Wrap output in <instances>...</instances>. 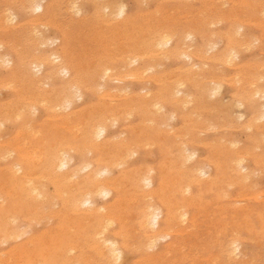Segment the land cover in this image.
Returning <instances> with one entry per match:
<instances>
[{"label": "rangeland", "instance_id": "1", "mask_svg": "<svg viewBox=\"0 0 264 264\" xmlns=\"http://www.w3.org/2000/svg\"><path fill=\"white\" fill-rule=\"evenodd\" d=\"M106 1L107 2L113 1L112 6L115 5L117 6V8L115 9V6H113V9H112V6H111L110 7L111 9L108 8L109 10L102 9L103 5L106 4L105 3ZM106 1L104 0H86V1L85 0H73V1L72 0H44L40 2L43 5V11L38 12L39 10H37L36 12H33V10L27 6V3L25 0H0V19H1V16L5 12L11 13L15 17V20L13 19L15 22L10 20V21H7L6 23L5 22L3 23L4 26H6L7 24L6 27H9L6 29H4V27L2 26L0 22V60H1L0 61V110H1L0 113H3L2 112L3 110L6 111L8 107H10L6 111L8 114L10 113L8 111L14 110L13 114L10 115L11 114L10 113L9 116L4 111L7 119L9 118L10 121H8L9 119L8 120L5 119V121L2 122L1 117L3 120L6 117L5 116L3 117L2 115L0 116V127H2L3 125L2 123L7 122L1 128L2 130L0 129L1 130L0 131V138H1L0 145H2L1 141L5 143V145L0 146V155L2 156V158L0 159L1 160L4 159L3 156L11 157V158L6 157L7 159L2 160L0 162V174L4 175V179H7L9 177L6 169H8L9 167L12 168L11 163L20 161L19 163L23 164V166L27 165L29 164L28 160L31 161L29 157H34L32 155L33 151L37 150L38 148L40 150L41 148H43L42 151L38 149L37 151H35L36 153L34 152L35 154H37L35 157L36 159H33L32 160L33 162L31 161L32 162L30 163L31 166L30 164L27 165L29 168L33 166V163H34V166L37 165L36 167L34 166L32 167L35 170L29 169L31 170L30 172L31 175H33L32 171L33 173L37 171L36 172L37 175L40 174V176L38 177L36 176L37 177L36 181L38 180V178H41V176L43 175L44 169H46V166H47V165H44V163H46V161H48V159L51 158V154L53 153V150H55L54 152H57L59 150H64V151L66 150L65 153H67V156L69 155L71 159L73 158L72 162L68 159V161L70 162L69 163L70 165L68 166L69 173L70 172L73 173V171L77 169L79 170L77 171L78 172L77 177L78 176L79 177L78 178L73 177L71 178V180L69 179L70 181L68 182L69 185L70 184L75 185L76 181L78 182L80 179L85 178L87 176V171L81 170L84 163L85 164L90 163L92 164L91 166L95 168L96 167L95 159L102 156L101 158L105 160V163L107 161L106 159L113 157L114 163L116 164V161H117V164H119L118 161L120 160H118L117 159L118 157H116L117 155L116 148L118 147L120 148V146H124V145L129 146L130 149L132 148L130 150L132 151L131 152L132 154H130L128 157L121 158L124 160H126V158L128 159L127 160L128 162L124 161L125 165L123 164L121 166L116 167V165L114 164L115 167L112 168V166L114 165L111 166V170H110L111 172L109 171L110 173H107L106 175H102V178H111V179L118 178L119 179L121 178V173L122 174L128 173L126 179L122 177L123 181L121 182V188L118 190L119 192L116 189V191L110 192L108 197H103V198L102 196L95 197V206L97 208H100L102 206L104 210L106 209L105 212L103 211L100 212V214L104 215L107 218V220L102 219L103 220V222L101 223L102 226L101 225H97V226L85 225L84 227L83 226L84 221L81 222L79 221V219H77V215L80 213L77 212L74 214L72 211H69L68 208H65L63 206L62 200H63L64 193H62V196H61V192L59 193V195L58 193L56 194V190L54 186H52L51 183H48V181L44 182L47 194L45 195L46 197H43L41 199H43L44 202L46 201L48 202V199L50 200V197H47V196H51L50 202L49 203L46 202L44 204L43 200H40V198H38L37 199L38 202L40 200L42 201V203L40 202L38 207L36 206V208H38L37 210H34L35 207H33L34 211L31 210L32 212L31 214H29L30 215L29 217L28 215L24 216L27 213L26 211L22 216L10 217L8 219L9 224L15 220L13 222L14 223L13 227L16 228L14 230L15 231L17 230V231L16 232L14 231V233H16L17 235L15 234V240L11 239L9 240V242L7 241L6 243L4 241L0 242V251H2V253L0 252L1 253L0 254V264H8L10 261H11L10 264L12 263L20 264V262L21 264H67L69 262H71V264H98V263L99 264L101 263L103 264L112 263L113 264V262H110L107 259H103L99 257L98 255H96V253L93 250L94 247L92 248V246L95 245L96 243H101V240L103 239H109L111 241L113 240L112 241L113 243L116 242L117 248H119V250L122 253L121 254L122 257L118 261V264L119 263L120 264H264V226H263L264 225V143H261V142H264V118H260L261 113L264 112V106H262L264 105V97H263L264 92H262L264 91V11H263L264 10V4H263L264 0H255V1L254 0H242V1L241 0H179V1L178 0H106ZM116 1H117V4L115 3ZM119 8L120 9L122 8L121 10L124 9L122 13H125V14L122 15V13H119L120 11L117 12L118 10H120ZM103 10L105 11L103 12ZM111 10L112 11L115 10V12L113 13ZM107 11H110V12H107ZM112 14H115V15L111 16ZM126 15L128 19L125 18ZM142 18L144 20H142ZM122 21L124 24L122 23ZM11 22L13 26L10 24ZM125 22H126V25L128 26V31L124 30L127 28V26L126 28L124 26ZM32 23H36V24H32ZM130 23L131 24L133 23V26H131ZM118 24L122 27H120ZM212 24L214 25L212 26ZM65 26H67V28ZM105 27L108 29H106ZM132 27L135 33L132 32L133 31ZM122 28L124 31L122 30ZM144 28H146L147 30L146 29L144 30ZM149 28H152V30L151 29L149 30ZM154 28L156 30L153 31ZM116 30L117 32L119 30L120 31L117 33ZM167 30H168V33L166 32ZM234 31L236 32L235 33L236 35H234ZM237 31H238V34H237ZM121 32L123 34H121ZM132 33L134 34L132 35ZM119 34L121 35L119 36ZM164 34L167 37L170 36L171 38L172 37L174 38H172L170 44L167 47H165V49L167 50L163 48H162L163 50H159L155 42L156 40H158L159 36H162ZM187 34L191 36L187 37ZM128 35L130 36V38ZM142 35H144L145 37ZM210 35L213 38L210 37ZM121 36H123L122 37L123 39L121 38ZM214 36H216V38ZM94 37L97 40H95ZM124 37H126V39ZM17 38L19 39V41ZM13 40H16L17 42ZM103 40L104 41L107 40V41L104 42ZM250 41L252 44H250ZM7 42L8 44H6ZM136 42H138V44ZM41 43H42V46H41ZM139 43H140V47H139ZM136 44L138 47L135 46ZM16 45L18 46L15 49ZM212 45L213 46L216 45V46L213 47ZM110 46H113V47H110ZM124 46H127L125 48L126 49L128 48V49L126 50L125 48H123ZM129 47L131 49H129ZM134 47L136 49H132ZM106 48L110 49L109 51H111L112 53H110L108 50L107 52L109 53H107ZM229 48L233 49L232 52L230 49L231 53H233V51L235 55L238 53L236 55V58H233L234 60L231 59L233 62L232 61L229 62L227 61V59L225 60L226 57H224L228 53H230L228 52L226 54ZM40 49H41V53H39ZM211 49H213L214 51L213 50L211 51ZM53 50L55 54L58 53L56 55L61 58H59L58 62L54 61L55 62L54 63L52 61L51 65L56 68L61 67V66H66V67L71 68L69 77L68 75H64V74H61L60 76L58 75V77H56V79L59 78L60 81L59 79L56 80L54 78L49 77L52 72L51 69L43 73L41 69L39 68L35 69L34 66L29 64L31 60H36L40 62L44 52L49 54ZM184 51L185 53L189 52L187 54H191V56H193V58H191L192 60L185 58L183 55L182 57L179 56L180 54L178 53H182ZM204 51L205 53H202ZM147 52L148 53L151 52L153 56H151L152 54L150 53L148 54ZM101 53H103L104 55H102ZM144 53L146 56L147 55L148 56L144 57ZM24 54H26L27 56ZM197 54L198 56L196 58ZM22 55L23 57L24 56L26 57L22 58ZM98 56H100L101 58L100 57L98 58ZM113 56L114 58H112V61H110L111 60L110 57H113ZM132 56L139 57L140 59L139 58L135 59ZM96 57L98 58V61ZM128 58L130 59L131 62L132 61L133 62L131 63L127 61ZM223 58H224V61H223ZM21 61L25 62V66L23 67V69L19 68V66L21 65L20 64ZM90 62L92 63L91 65H89ZM95 62L96 63L98 62V63L95 65ZM152 62L154 64H152ZM85 63L89 66L86 68V70H85L86 65H84ZM92 65H95V66H92ZM109 65L111 66V68ZM122 65L123 66L125 65L124 68ZM117 67L118 69H120L121 67L124 70L121 69L122 71L119 70V72L117 71V73L116 71L109 72L114 69L118 70ZM149 67H151V69ZM153 67H154V70H153ZM13 68L21 69L25 71L26 73L29 72L30 76L34 77L32 79L41 80V82H39L38 84V89L39 91L42 90L44 92H50L56 87L60 88V84L63 82V80L64 81L70 80L71 78H73V76H75V74L79 73L77 75L78 77H80V79H82L81 80L82 82L81 81L78 82V84L81 83V86L79 85L80 92L78 93L81 97H79L77 91H76L77 93L76 94L75 90H73L74 93L73 92H72L73 94L71 93L70 99L74 103L72 104L70 102L71 101L70 99H69L70 103L62 101V103L64 102L63 104H60L62 108L55 106V104L59 105V103H61L60 101H58V103H56V101L55 102L52 101L51 103L50 102L48 103L47 101H45L46 104L48 103L47 105L45 104L44 101H39V102L32 101L31 102V100H33L32 94L35 91L37 92V89H33L27 83V80H25L24 77L22 78L21 76L16 75V72L13 70ZM147 68L149 71L147 70ZM197 68L201 69L202 71ZM76 69L78 71H75ZM106 69L108 71V73L105 75L107 79L102 75V73L104 74ZM209 70H212V71H209ZM220 70L222 73L220 72ZM89 71H91L90 75H89ZM130 72L133 73V75ZM196 73H197V76L198 75L199 76L197 77V81L195 80L193 81L192 79H190V77H192V75L196 76ZM107 75H109V77ZM102 76H103V79L105 80L101 78ZM46 78L48 79L46 80ZM256 78H257V81H255ZM10 79H11V82H10ZM131 79H134V81ZM176 80L178 81V83L176 82ZM102 81L104 82V84ZM119 81L121 83H119ZM46 82L47 84H45ZM147 82L149 83L147 84ZM235 82H237L238 85H236L237 83L235 84ZM14 83L16 85H14ZM3 84H6V85H3ZM17 84L19 87H17ZM7 85H9V87ZM25 85L27 88L29 87V89L25 88ZM12 87H14L15 90H11L13 89ZM15 87H17L18 89L20 88L21 92L23 90L24 93L23 92H22L23 94L20 93L19 90L16 91ZM260 87L261 88L263 87V88L261 89ZM170 88H171L170 94H173V93L175 94L169 95L168 94L169 91H168L167 92L168 95L166 94L164 95V93H166V90ZM215 88H218L216 92H214ZM26 89L28 90L29 93L25 91ZM257 91H259L258 94H257ZM25 92H26V96H25ZM27 95L28 96L30 95V97H28ZM23 96L25 98H23ZM150 96H153V97L151 98ZM182 97L185 100L184 99L182 100ZM27 98L29 100H27ZM112 98L114 100H112ZM115 98L117 100H115ZM146 98H147V100H145L146 102H150L153 104L155 102L159 103L158 104L159 107L162 106L161 109L158 110L154 106H153L154 108H152L151 106L150 109H146L144 107L139 106L138 104L144 102V99ZM207 99L209 100L207 101ZM9 101L11 103H9ZM25 101H28L30 103H27ZM33 102L35 104L33 105L35 108H32L33 106L31 104H33ZM36 102L39 105H37ZM25 103H26L25 107L27 109L23 107ZM21 104H23V106H21ZM27 104L28 105L30 104V107L31 106L32 107L31 108L28 107ZM42 104H45V105L43 106ZM16 105L19 107L15 108L17 107ZM63 106L65 108H63ZM104 106H106L107 109L105 108L104 110L103 109ZM234 106L236 107V109H233L235 108ZM2 107H5V108L7 107V108L2 109ZM20 108L22 109V111L19 110ZM28 108L30 109V112H27V110L29 111ZM93 108L95 109L97 108L99 110L97 111L96 109L97 111L96 112L95 110H93ZM16 109L19 110L18 112L21 111L18 114L19 117L16 116L17 115ZM24 109H26L25 112H24ZM31 109L33 110L31 111ZM152 109L155 111H152ZM103 110L104 112H100ZM92 111L94 114L96 113L97 114L93 115ZM22 113L23 115L21 118L22 119L25 118V119L18 122L17 119L19 120L21 119L20 116ZM24 113L25 114L27 113L29 116L31 113L30 119L32 120V122L31 120L29 121L31 123L27 122L29 120L27 118L28 115L26 114L27 115L26 116ZM5 114L3 113V115ZM126 114L128 115L125 116ZM73 115H75L74 118H72ZM196 115L197 116L199 115V116L197 117ZM11 116L13 117L11 118ZM172 117L174 120L172 119ZM85 118H87L85 120L86 123L82 121V119H85ZM116 118H118L117 119L118 121L116 120ZM152 118H155V120L154 119L152 120ZM124 119L127 121H125ZM11 120H12V124H9L11 123ZM70 120H71V123L69 124ZM238 120L240 122H238ZM14 121L15 123H13ZM80 121H82L83 126L80 124L81 123ZM143 121H145L144 124H143ZM26 122L30 126H28ZM44 122H46V124ZM94 122H101L103 126H107L104 136H102L100 140L94 139L95 144H97V146L98 145L104 146V147L102 146L100 147L102 151L101 156L98 154L91 155V153L89 154L87 153L86 150H84L85 147L82 148V146L89 145L86 143L88 127ZM109 122L111 125L109 124ZM83 123L86 124V126ZM164 124H167L168 126ZM231 124H233L232 125L233 128L230 126ZM23 125H25L26 127L28 126V127L27 128L25 126L23 127ZM157 125L158 126L161 125L159 126L161 129ZM169 125H172V126H169ZM29 127H32V130ZM20 128L22 132L20 131ZM56 128H57V132H56ZM82 129L84 130V133H82V135L83 134L84 135L82 138H80L81 137L80 133L81 131L83 132ZM33 130L34 131L37 130L36 132L37 135L36 133L33 132L35 136L31 137L30 134L33 135L31 132ZM38 130L39 132L41 131L42 135L41 133L38 132ZM58 131H61V132H59L58 134ZM165 131L167 132V134ZM77 132L79 133L80 137L78 136ZM123 133H124V136H123ZM22 134L26 135V137L22 136ZM143 134L144 136H142ZM175 134H176V137L174 138ZM38 135H39L38 137L39 141H37ZM75 135H77V137ZM226 135L230 139L227 138ZM19 136H21V138L24 137L26 140H24V138H22L23 140H21ZM73 136H75L74 137L75 139L72 138ZM62 137L63 139L66 137L65 138L66 141L64 140L60 141L62 140ZM124 137L126 140L124 139ZM27 139H28V142L30 141L32 145L27 142ZM42 140H44V142ZM57 140H59V143ZM40 141L42 142V144ZM56 141L58 144H54V142ZM227 141L228 142L230 141V142L228 143ZM23 142L25 144H23ZM120 142L122 144H120ZM6 143L8 144L7 146H6ZM16 143L18 145H16ZM50 143L54 144L55 146L54 145H53L54 147L52 145L50 146ZM183 143H184V146H183ZM21 144L23 145L21 146ZM28 144L30 145L26 147ZM148 145L150 146V149ZM34 146L35 148L36 147L37 148L35 149ZM3 147L6 148L5 149L6 152L10 150L11 154L7 152L8 155L7 154L5 155L6 152L3 151L4 150ZM1 148L3 152L1 151ZM32 148H33V151L31 150ZM49 148H52L50 149L51 151L49 150ZM256 148L257 149L259 148V149L257 150ZM106 149L108 152L107 151L105 152ZM68 150L70 151V153ZM186 150H187L186 153L188 154L194 153L195 159L189 162L185 161L187 162L185 164L184 162L185 158L183 159V157H185ZM72 151L74 153H72ZM37 152H41L40 153L41 157L38 156L39 153ZM182 152L185 154H182ZM42 153H45V154H42ZM42 155H44V157L46 158L42 157ZM131 155H133V157ZM67 156L66 158H68ZM39 157L42 158L40 160L41 161L40 164L38 162L39 159L38 161H36L37 158ZM239 162L241 163L240 165L241 167H239ZM194 165L197 166L196 168H199V169L202 166L205 167V168L202 167L200 169L203 171L202 176L199 175L201 178L198 176L200 180L202 181L208 182L209 180H211V178H215L217 175H221V177L223 178L220 181V185L217 187L208 189V187L206 186L196 185V184L194 185V183L192 182L190 183V178L188 177V173L191 172V169L194 168ZM162 166L164 168H162ZM235 166H237L239 169L236 168ZM98 167L100 170L105 169L104 166L102 165H99ZM142 170L143 171L149 170L151 171V173L153 172L152 174L150 173L153 178V185L150 186L149 188L148 187L143 188L142 185H141L142 187L140 185L137 187L135 184H133L131 180H129V174H131L129 172L138 171L142 173ZM55 171L57 172V174L63 172V171H58V170H55ZM162 171L164 173H162ZM36 173H34L33 179H35ZM17 175H22V172H19V173L16 172V176ZM237 175L241 176L242 179L240 177H237ZM244 175L247 176L246 179ZM228 183H231V184H228ZM161 184L162 186L163 185L165 186V187L163 186V189L161 188L162 186L160 187ZM188 185H189V189H187ZM258 186L259 188H257ZM164 188L166 192L169 189V191L166 194H165ZM156 189L157 191L161 189L164 190L163 192L164 194L162 193V191H160L159 192L160 194L157 192L159 196L157 195L155 196L154 194L156 193H154L153 190L156 191ZM181 189H183L182 192H181ZM186 189H187L186 191L187 193L185 192ZM150 190H152L151 193H154V194L150 195ZM179 191L181 194L179 193ZM136 192L137 194H134ZM260 192L263 194H261ZM148 193L150 196H148ZM198 193L199 195H197ZM246 197L248 198L250 197V198L247 199ZM189 198L192 199V201ZM162 199L164 202H162ZM0 200H1L0 204H2L3 199L0 198ZM136 201L138 202L136 203ZM161 202L165 204H162ZM144 203L145 204L150 203L153 206L155 205L154 206L155 208L158 207L162 211L161 218H160V221L162 223L160 225L159 232L156 234L157 236V240L155 241L156 243L152 241L154 242L152 243V245L155 246L154 248L151 247L152 249L149 246H147L146 248V245H149V244L147 242V239L145 238L144 229L140 227L141 226L140 224L141 223L140 221L141 211H143L142 206L145 205ZM113 206L115 207L113 208ZM83 209L86 210L87 207H83V208L81 207V210ZM68 211L71 213H69ZM175 211H178V213L179 212L186 213L187 222L181 223L179 220L174 221L173 223H175L176 225L173 223H172L173 227L171 225L172 227V230H170L171 237H166L168 230L164 229L163 221L166 218V215L168 213L175 214L176 213ZM107 213H108V216H107ZM59 215L62 216L61 219L60 217L58 218ZM34 216L36 218H34ZM30 217L32 218L31 220L29 219ZM63 218L65 220L67 218L68 221L67 220L64 221ZM73 221H74V224H73ZM105 221L106 222L108 221L107 222L108 224ZM122 221H124V223ZM43 222H47L48 224L43 223ZM32 223L33 224L35 223V224L32 225ZM222 223L224 225H221ZM103 224L105 225L104 227H103ZM56 228L58 230L60 229V231L62 232L65 231V229L66 231L63 232V234L61 232L62 237L60 236L59 237L60 239L55 237L57 240L56 242L52 241L53 242V245H52L49 238H51L52 240L53 237H49V236L54 234V232L57 230ZM81 228L82 230H80ZM103 228L105 229V231H102L104 230ZM182 229L183 231H181ZM246 229H249V230H246ZM99 231L104 232L103 233L105 235L104 238H102L103 235H101V237L99 236V238L96 239L97 237L96 233H98ZM165 231H166V234H165ZM221 231L222 233H220ZM66 234L68 235L66 236ZM149 234L150 235H147V236L152 235V233H149ZM18 235L20 236L18 237ZM35 236L36 238H39L40 240L38 239L35 242V245L32 248V250H35V253H33V255L30 254V256L32 257L29 259V252L32 251L30 249L32 246L31 244H29L28 246L27 241ZM256 236H258V238ZM232 242H236V244L238 245L237 256H235L236 258L229 255L228 253V248H229L228 246H230ZM133 243L137 246H134V248L133 247L130 248V246H133ZM257 243L260 245H258ZM18 247L23 248L22 252H19V250H17L18 252L16 256H18L20 260L16 256L12 257L11 254H9L15 249H17ZM135 248L136 250H132ZM42 249L46 251L44 252L42 251ZM25 250L28 251V254L27 252L24 253ZM20 254L22 255V257L25 256L23 257V260ZM34 254H38L37 258L39 260L37 258H33L35 257ZM25 258L28 260V262L26 260L24 263ZM32 258L34 259L33 261L31 260ZM8 259L10 261L4 262V261H7ZM73 260H75V263ZM30 261H32V263ZM40 261L41 263H38Z\"/></svg>", "mask_w": 264, "mask_h": 264}, {"label": "bare ground", "instance_id": "2", "mask_svg": "<svg viewBox=\"0 0 264 264\" xmlns=\"http://www.w3.org/2000/svg\"><path fill=\"white\" fill-rule=\"evenodd\" d=\"M26 1V3H27V6L30 8V9H32L33 10V12H36L37 10H39L38 12H42L43 11V5L40 3V2H42V1H44V0H25ZM73 1V0H72ZM86 1V0H85ZM104 1H106V0H104ZM179 1V0H178ZM242 1V0H241ZM255 1V0H254ZM38 2V3H37ZM70 2V1H69ZM119 2V1H118ZM165 2V1H164ZM187 2V1H186ZM223 2V1H222ZM54 3V2H53ZM92 3V2H91ZM95 3V2H94ZM102 3V2H101ZM106 4L105 5H103V8L102 9H105V10H109V9H111L110 7L112 6V4H113V1H106L105 2ZM116 4H117V1L115 2ZM114 3V4H115ZM137 3V2H136ZM145 3V2H144ZM147 3V2H146ZM262 3V2H261ZM57 4V3H56ZM55 4V5H56ZM75 4V3H74ZM73 4V5H74ZM138 4H139V2H138ZM143 4V3H142ZM227 4V3H226ZM264 4V3H263ZM263 4H262V6H263ZM69 5H70V3H69ZM69 5H67V6H69ZM99 5V4H98ZM102 5V4H101ZM120 5V4H119ZM124 5V4H123ZM146 5V4H145ZM171 5V4H170ZM224 5V4H223ZM246 5V4H245ZM72 6V5H71ZM113 6H115V5H113ZM113 6H112V9H113ZM147 6V5H146ZM261 6V7H262ZM73 7V6H72ZM185 7V6H184ZM221 7H222V5H221ZM220 7V8H221ZM256 7V6H255ZM71 8V7H70ZM101 8V7H100ZM109 8V9H108ZM117 8V6H115V9ZM123 8H124V6H123ZM126 8V7H125ZM146 8V7H145ZM187 8V7H186ZM75 9V8H74ZM120 9V8H119ZM122 9V8H121ZM118 10L117 12H119V13H122L123 12V10ZM215 9V8H214ZM71 10V9H70ZM81 10V9H80ZM85 10V9H84ZM105 10H103V12L105 11ZM147 10V9H146ZM173 10V9H172ZM175 10V9H174ZM183 10V9H182ZM239 10V9H238ZM7 11V10H6ZM112 11V10H111ZM180 11V10H179ZM203 11V10H202ZM223 11V10H222ZM240 11V10H239ZM264 11V10H263ZM37 12V13H38ZM107 12H110V11H107ZM113 13L115 12V10L114 11H112ZM116 12V13H117ZM27 13V12H26ZM115 13V14H116ZM171 13V12H170ZM200 13V12H199ZM202 13V12H201ZM85 14V13H84ZM97 14V13H96ZM115 14H112L111 16H114ZM123 14H125V13H122V15ZM147 14V13H146ZM145 14V15H146ZM153 14V13H152ZM242 14V13H241ZM82 15V14H81ZM98 15V14H97ZM100 15V14H99ZM109 15V14H108ZM119 15H121V14H119ZM151 15V14H150ZM149 15V16H150ZM158 15V14H157ZM173 15V14H172ZM230 15V14H229ZM77 16V15H76ZM89 16V15H88ZM118 16V15H117ZM136 16V15H135ZM140 16V15H139ZM155 16V15H154ZM198 16V15H197ZM128 17H129V15H128ZM200 17H202V16H200ZM125 18H127V15L125 16ZM155 18V17H154ZM3 19V20H2ZM15 20V17L11 14V13H4L2 16H1V19H0V22H1V24H2V26L4 27V29H6V28H9V27H6L7 26V24H6V26H4L3 25V23L5 22H7V21H10V20H12L13 22H15L14 20ZM124 19V18H123ZM122 19V20H123ZM128 19V18H127ZM130 19H131V17H130ZM148 19V18H147ZM150 19V18H149ZM219 19V18H218ZM36 20V19H35ZM34 20V21H35ZM83 20V19H82ZM119 20V19H118ZM139 20V19H138ZM142 20H144L143 18H142ZM164 20V19H163ZM226 20V19H225ZM246 20V19H245ZM44 21V20H43ZM86 21V20H85ZM124 21V20H123ZM123 21H122V23H123ZM127 21V20H126ZM130 21V20H129ZM128 21V22H129ZM146 21V20H145ZM241 21V20H240ZM94 22V21H93ZM120 22V21H119ZM119 22H117V23H119ZM127 22V23H128ZM136 22V21H135ZM135 22H134V24H135ZM174 22V21H173ZM216 22V21H215ZM244 22V21H243ZM247 22H249V21H247ZM246 22V23H247ZM42 23V22H41ZM40 23V24H41ZM9 24V23H8ZM11 25H12V22L10 23ZM9 24V25H10ZM24 24V23H23ZM30 24V23H29ZM32 24H36V23H32ZM31 24V25H32ZM38 24V23H37ZM56 24V23H55ZM124 24V23H123ZM131 24V23H130ZM129 24V25H130ZM142 24V23H141ZM152 24V23H151ZM216 24V23H215ZM219 24V23H218ZM217 24V25H218ZM8 25V26H9ZM19 25H21V24H19ZM58 25V24H57ZM81 25V24H80ZM119 25V24H118ZM122 25V24H121ZM139 25V24H138ZM138 25H136V26H138ZM144 25V24H143ZM214 24H212V26H213ZM220 25H221V23H220ZM13 26V25H12ZM42 26V25H41ZM43 26H45V25H43ZM52 26H54V25H52ZM93 26V25H92ZM96 26V25H95ZM102 26V25H101ZM120 26V25H119ZM125 28H126V22H125ZM131 26H133V23L131 24ZM254 26H255V24H254ZM257 26V25H256ZM11 27V26H10ZM66 28H67V26H65ZM91 27V26H90ZM120 27H122V26H120ZM130 27V26H129ZM149 27V26H148ZM156 27V26H155ZM205 27V26H204ZM204 27H202V28H204ZM207 27V26H206ZM210 27V26H209ZM239 27V26H238ZM64 28V27H63ZM93 28V27H92ZM106 28V27H105ZM116 28H117V26H116ZM211 28V27H210ZM13 29V28H12ZM106 29H108V28H106ZM118 29H119V27H118ZM132 29H133V27H132ZM136 29V28H135ZM140 29H142V28H140ZM146 28H144V30H145ZM152 30V28H149V30ZM215 29V28H214ZM241 29V28H240ZM245 29V28H244ZM79 30V29H78ZM101 30V29H100ZM121 30V29H120ZM119 30V31H120ZM122 30H123V28H122ZM124 30H126V31H128V26H127V28L126 29H124ZM123 30V31H124ZM147 30V29H146ZM154 30H156L155 28L153 29V31ZM8 31H9V29H8ZM35 31V30H34ZM81 31H83V30H81ZM118 31V32H119ZM130 31V30H129ZM188 31V30H187ZM241 31V30H240ZM46 32V31H45ZM116 32H117V30H116ZM117 32V33H118ZM131 32V31H130ZM132 32H134L135 33V31H134V29H133V31ZM141 32V31H140ZM152 32V31H151ZM167 33H168V30L166 31ZM91 33V32H90ZM134 33H132V35L134 34ZM139 33V32H138ZM142 33V32H141ZM145 33V32H144ZM165 33V32H164ZM171 33V32H170ZM236 32L234 31V35H236L235 34ZM242 33V32H241ZM36 34H38V33H36ZM45 34V33H44ZM80 34V33H79ZM89 34V33H88ZM109 34V33H108ZM121 34H123L122 32H121ZM121 34H119V36L121 35ZM128 34V33H127ZM129 34H131V33H129ZM146 34H148V33H146ZM172 34V33H171ZM175 34V33H174ZM237 34H238V31H237ZM98 35V34H97ZM117 35V34H116ZM137 35V34H136ZM173 35V34H172ZM227 35V34H226ZM96 36V35H95ZM124 36H126V35H124ZM129 36V35H128ZM141 36V35H140ZM142 36H144V35H142ZM163 36V37H162ZM162 36H159L158 37V40H156V42H155V44H156V46L159 48V50H163V49H165V47H167L169 44H170V42H171V40H172V38H174V37H170V36H165V34L164 35H162ZM191 35H188L187 34V37H190ZM102 37V36H101ZM108 37V36H107ZM123 36H121V38H122ZM133 37V36H132ZM136 37V36H135ZM145 37V36H144ZM170 37V38H169ZM184 37V36H183ZM210 37H212L211 35H210ZM215 38H216V36H214ZM12 38V37H11ZM31 38H32V36H31ZM30 38V39H31ZM78 38V37H77ZM125 39H126V37H124ZM129 38H130V36H129ZM176 38V37H175ZM213 38V37H212ZM230 38H232V37H230ZM242 38V37H241ZM252 38V37H251ZM250 38V39H251ZM13 39V38H12ZM16 39V38H15ZM18 39V38H17ZM42 39V38H41ZM94 39L95 40H97L95 37H94ZM106 39V38H105ZM120 39V38H119ZM123 39V38H122ZM137 39H139V38H137ZM142 39H143V37H142ZM255 39V38H254ZM32 40V39H31ZM49 40V39H48ZM75 40V39H74ZM174 40V39H173ZM214 40H216V39H214ZM13 41H15V42H17L16 40H13ZM18 41H19V39H18ZM50 41V40H49ZM104 41V40H103ZM105 41H107V40H105ZM104 41V42H105ZM109 41V40H108ZM121 41V40H120ZM128 41H129V39H128ZM138 41V40H137ZM236 41V40H235ZM252 41H253V39H252ZM2 42H4V41H2ZM37 42V41H36ZM143 42V41H142ZM179 42V41H178ZM254 42H255V40H254ZM50 43V42H49ZM128 43H130V42H128ZM127 43V44H128ZM137 44H138V42H136ZM141 43V42H140ZM140 43H139V47H140ZM212 43V42H211ZM217 43V42H216ZM235 43V42H234ZM242 43V42H241ZM6 44H8V42L6 43ZM43 44H45V43H43ZM48 44V43H47ZM86 44V43H85ZM105 44V43H104ZM103 44V45H104ZM107 44V43H106ZM137 44L135 45L136 47H138L137 46ZM154 44V45H155ZM173 44H174V42H173ZM248 44H249V42H248ZM250 44H252L251 43V41H250ZM256 44V43H255ZM11 45V44H10ZM36 45V44H35ZM37 45H38V43H37ZM102 45V44H101ZM125 45V44H124ZM134 45V44H133ZM145 45V44H144ZM211 45V44H210ZM245 45V44H244ZM258 45V44H257ZM18 45H16L15 46V49H16V47H17ZM41 46H42V43H41ZM114 46V45H113ZM113 46H110V47H113ZM208 46V45H207ZM213 46V45H212ZM214 46H216V45H214ZM213 46V47H214ZM233 46V45H232ZM246 46H248V45H246ZM115 47V46H114ZM122 47V46H121ZM125 47H127V46H124L123 48H125ZM145 47V46H144ZM154 47V46H153ZM211 47V46H210ZM19 48V47H18ZM48 48V47H47ZM122 48V49H123ZM163 48V49H162ZM243 48V47H242ZM247 48V47H246ZM249 48V47H248ZM256 48V47H255ZM43 49H45V48H43ZM114 49V48H113ZM126 49V48H125ZM125 49H124V51H125ZM128 49V48H127ZM126 49V50H127ZM129 49H131L130 47H129ZM132 49H136L135 47L134 48H132ZM142 49V48H141ZM140 49V50H141ZM145 49V48H144ZM215 49H216V47H215ZM230 49H231V52H232V48H229L228 50H227V52H226V54L228 53V52H230ZM257 49V48H256ZM85 50V49H84ZM104 50H105V48H104ZM107 50L109 51L110 49H107L106 48V52H107ZM112 50V49H111ZM143 50V49H142ZM157 50V49H156ZM165 50H167V49H165ZM175 50V49H174ZM213 49H211V51H212ZM247 50V49H246ZM17 51H18V49H17ZM24 51V50H23ZM114 51V50H113ZM134 51V50H133ZM154 51V50H153ZM182 51V50H181ZM210 51V50H209ZM214 51V50H213ZM7 52V51H6ZM60 52V51H59ZM110 53H112L111 51H109ZM109 52H107V53H109ZM140 52V51H139ZM172 52V51H171ZM187 52V51H186ZM223 52H225V51H223ZM228 53L226 56H224V57H226L225 58V60L227 59V61H229V62H231L232 60L231 59H233V58H236V55L238 54L237 52V54L235 55L234 54V51H233V53ZM243 52V51H242ZM245 52V51H244ZM248 52H250V51H248ZM3 53V52H2ZM39 53H41V49H40V52ZM66 53H67V51H66ZM72 53V52H71ZM79 53V52H78ZM77 53V54H78ZM104 53V52H103ZM103 53H101L102 55H104ZM133 53V52H132ZM148 53V52H147ZM150 54H152L151 52H149ZM148 53V54H149ZM169 53V52H168ZM187 53H189V52H187ZM187 53H185V51L184 52H182V53H178V54H180L179 56L180 57H182V55L185 57V58H188V59H190V60H192L191 58H193V56H191V54H187ZM202 53H205V51L204 52H202ZM6 54V53H5ZM56 54H58V53H56ZM55 54V52H54V50L53 51H51L49 54L48 53H43V55H42V59L40 60V62H38V61H36V60H31L30 62H29V64L30 65H32V66H34L35 67V69L36 68H39V69H41L42 71H43V73L44 72H46V71H49L50 69H51V75L49 76L50 78H54V79H56V77H58V75L60 76L61 74H64V75H68V77H69V73H70V71H71V68H69V67H66V66H61V67H53L52 65H51V63H52V61L54 62H58L59 61V58H61V57H59V56H57ZM70 54V53H69ZM68 54V55H69ZM119 54V53H118ZM196 54V53H195ZM198 54H199V52H198ZM198 54L196 55V58H197V56H198ZM24 55H26V54H24ZM60 55V54H59ZM102 55H101V57H102ZM106 55V54H105ZM110 55H112V54H110ZM109 55V56H110ZM115 55V54H114ZM165 55V54H164ZM201 55H203V54H201ZM200 55V56H201ZM27 56V55H26ZM26 56H24V57H26ZM34 56V55H33ZM78 56H80V55H78ZM81 56H83V55H81ZM107 56H108V54H107ZM123 56V55H122ZM121 56V57H122ZM138 56H140V55H138ZM146 55H145V53H144V57H145ZM148 56V55H147ZM146 56V57H147ZM151 56H153V54L151 55ZM168 56V55H167ZM177 56V55H176ZM249 56V55H248ZM23 57V55H22V58H24ZM65 57V56H64ZM93 57V56H92ZM100 56H98V58H99ZM100 57V58H101ZM103 57H105V56H103ZM117 57V56H116ZM133 58H139V57H134V56H132ZM132 57H130V58H132ZM150 57V56H149ZM204 57H206V56H204ZM212 57V56H211ZM70 58H72V57H70ZM98 58L96 57V59H97V61H98ZM111 58V60L110 61H112V58H114V56L113 57H110ZM123 58V57H122ZM121 58V59H122ZM126 58V57H125ZM142 58V57H141ZM167 58V57H166ZM173 58V57H172ZM3 59V58H2ZM33 59V58H32ZM93 59H95V58H93ZM92 59V60H93ZM127 59V58H126ZM134 59V60H135ZM140 59V58H139ZM146 59H148V58H146ZM150 59H152V58H150ZM163 59V58H162ZM168 59V58H167ZM166 59V60H167ZM213 59V58H212ZM39 60V59H38ZM63 60V59H62ZM64 60H65V58H64ZM145 60V59H144ZM158 60V59H157ZM165 60V61H166ZM170 60V59H169ZM234 60V59H233ZM1 61V60H0ZM24 61V60H23ZM70 61V60H69ZM94 61V60H93ZM93 61H92V63H93ZM106 61H107V59H106ZM115 61V60H114ZM123 61H125V60H123ZM127 61H129V62H131L130 61V59L128 58V60ZM142 61V60H141ZM150 61V60H149ZM163 61V60H162ZM186 61V60H185ZM209 61V60H208ZM222 61V60H221ZM223 61H224V58H223ZM7 62V61H6ZM12 62V61H11ZM54 62V63H55ZM122 62V61H121ZM133 62V61H132ZM131 62V63H132ZM135 62V61H134ZM159 62V61H158ZM167 62V61H166ZM233 62V61H232ZM237 62V61H236ZM84 63V62H83ZM87 63H88V61H87ZM91 62L89 63V65H91L92 64ZM98 63V62H97ZM96 62H95V65L97 64ZM112 63V62H111ZM115 63V62H114ZM117 63V62H116ZM128 63V62H127ZM130 63V64H131ZM146 63V62H145ZM248 63V62H247ZM6 64V63H5ZM20 66H19V68H22L23 69V67L25 66V62H20ZM71 64V63H70ZM72 64H74V63H72ZM80 64V63H79ZM129 64V63H128ZM152 64H154L153 62H152ZM191 64V63H190ZM227 64V63H226ZM233 64V63H232ZM251 64V63H250ZM255 64V63H254ZM11 65V64H10ZM84 65H86V67H85V70H86V68L87 67H89L86 63L84 64ZM83 65V66H84ZM95 65H92V66H95ZM102 65H103V63H102ZM203 65V64H202ZM206 65H208V64H206ZM206 65H204V66H206ZM82 66V67H83ZM110 66V65H109ZM123 66V65H122ZM125 66V65H124ZM124 66H123V68H124ZM128 66V65H127ZM126 66V67H127ZM149 66V65H148ZM155 66H156V64H155ZM198 66V65H197ZM222 66V65H221ZM223 66H224V64H223ZM15 67V66H14ZM81 67V68H82ZM106 67V66H105ZM108 67V66H107ZM113 67V66H112ZM159 67V66H158ZM186 67V66H185ZM226 67V66H225ZM6 68V67H5ZM110 68H111V66H110ZM123 68H121L120 67V69H118V67H117V69L118 70H111V71H109V72H115L116 71V73H117V71L119 72V70H124ZM128 68V67H127ZM141 68V67H140ZM150 69H151V67H149ZM178 68V67H177ZM196 68V67H195ZM204 68H206V67H204ZM217 68V67H216ZM230 68H231V66H230ZM242 68V67H241ZM79 69V68H78ZM83 69V68H82ZM99 69V68H98ZM108 69V68H107ZM107 69H106V71L104 72V74L102 73V75L105 77V75L108 73V71H107ZM113 69V68H112ZM126 69V68H125ZM186 69V68H185ZM197 69H199V68H197ZM13 70L16 72V75H18V76H21L22 78L24 77L25 78V80H27V83L33 88V89H37V92L35 91L33 94H32V98H33V100H31V102L32 101H37V102H39V101H47L48 103L50 102H55L56 101V103H58V101H60L61 103H59V105H56L55 104V106H57V107H61V105L60 104H63L64 102H69L71 99H70V95H71V93L73 92V90H75V93H76V91H77V93L78 92H80V87H79V85L81 86V83L80 84H78V82L79 81H81L82 79H80V77H78V75L77 74H79V73H77V74H75V76H73V78H71L70 80H67V81H64L63 80V82L60 84V88L58 87H56V88H54L53 90H51L50 92H44V91H39V89H38V84H39V82H41V80H39V79H32V78H34V77H32V76H30V74H29V72L28 73H26L25 71H23V70H21V69H14L13 68ZM109 70V69H108ZM121 70V71H122ZM140 70V69H139ZM147 70H148V68H147ZM153 70H154V67H153ZM159 70H160V68H159ZM199 70H201V69H199ZM225 70H226V68H225ZM38 71H40V70H38ZM75 71H78L77 69L75 70ZM92 71H94V70H92ZM100 71V70H99ZM149 71V70H148ZM202 71V70H201ZM207 71V70H206ZM209 71H212V70H209ZM224 71V70H223ZM241 71H242V69H241ZM259 71V70H258ZM101 72V71H100ZM142 72V71H141ZM159 72V71H158ZM170 72V71H169ZM177 72V71H176ZM220 72H221V70H220ZM36 73H38V72H36ZM35 73V74H36ZM90 73H91V71H89V75H90ZM99 73V72H98ZM97 73V74H98ZM131 73V72H130ZM166 73V72H165ZM183 73V72H182ZM185 73V72H184ZM191 73V72H190ZM222 73V72H221ZM34 74V73H33ZM47 74H48V72H47ZM109 74H111V73H109ZM132 75H133V73H131ZM135 74V73H134ZM145 74V73H144ZM141 75V74H140ZM164 75H166V74H164ZM164 75H162V76H164ZM201 75V74H200ZM88 76V75H87ZM92 76H94V75H92ZM100 76V75H99ZM103 76L101 77L102 79H103ZM108 77H109V75H107ZM123 76H125V75H123ZM147 76V75H146ZM199 76V75H198ZM197 73H196V76L194 75H192V77H190V79H192L193 81L195 80V81H197ZM202 76V75H201ZM137 77V76H136ZM140 77V76H139ZM160 77H161V75H160ZM159 77V78H160ZM176 77V76H175ZM222 77V76H221ZM237 77V76H236ZM259 77H261V76H259ZM15 78V77H14ZM21 78V79H22ZM50 78H49V80H50ZM106 78V77H105ZM128 78V77H127ZM133 78V77H132ZM141 78V77H140ZM223 78V77H222ZM2 79V78H1ZM48 78H46V80H47ZM54 79H53V81H54ZM59 79V78H58ZM58 79H56V80H58ZM68 79V78H67ZM86 79V78H85ZM90 79H91V77H90ZM95 79V78H94ZM93 79V80H94ZM101 79V80H102ZM107 79V78H106ZM114 79H116V78H114ZM122 79V78H121ZM155 79V78H154ZM187 79V78H186ZM185 79V80H186ZM189 79V78H188ZM215 79V78H214ZM259 79V78H258ZM261 79V78H260ZM6 80V79H5ZM16 80H17V78H16ZM44 80H45V78H44ZM48 80V81H49ZM89 80V79H88ZM103 80H105V79H103ZM118 80H119V78H118ZM128 80V79H127ZM131 80H133L134 81V79H131ZM156 80V79H155ZM8 81V80H7ZM6 81V82H7ZM59 81H60V79H59ZM85 81V80H84ZM138 81V80H137ZM136 81V82H137ZM157 81V80H156ZM159 81V80H158ZM167 81H169V80H167ZM166 81V82H167ZM175 81V80H174ZM211 81V80H210ZM255 81H257V78H256V80ZM254 81V82H255ZM261 81V80H260ZM5 82V81H4ZM10 82H11V79H10ZM10 82H9V84H10ZM82 82V81H81ZM86 82V81H85ZM98 82V81H97ZM103 82V81H102ZM106 82V81H105ZM117 82V81H116ZM139 82V81H138ZM137 82V83H138ZM162 82H164V81H162ZM176 82L178 83V81L176 80ZM182 82H184V81H182ZM202 82V81H201ZM214 82V81H213ZM217 82V81H216ZM221 82V81H220ZM18 83V82H17ZM93 83V82H92ZM119 83H121L120 81H119ZM124 83V82H123ZM149 82H147V84H148ZM179 83H181V82H179ZM237 82H235V84H236ZM2 84V83H1ZM13 84V83H12ZM45 84H47V82L45 83ZM52 84V83H51ZM99 84V83H98ZM103 84H104V82H103ZM175 84V83H174ZM206 84H207V82H206ZM212 84V83H211ZM226 84V83H225ZM251 84V83H250ZM3 85H6V84H3ZM14 85H16L15 83H14ZM23 85V84H22ZM146 85V84H145ZM215 85V84H214ZM213 85V86H214ZM234 85V84H233ZM236 85H238V83L236 84ZM8 87H9V85H7ZM55 86H56V84H55ZM88 86V85H87ZM86 86V87H87ZM180 86V85H179ZM178 86V87H179ZM17 87H19L18 86V84H17ZM17 87H15L16 88V91L17 90H19L20 91V93H22L23 92V90H22V92H21V90H20V88L18 89ZM96 87V86H95ZM105 87V86H104ZM172 87V86H171ZM211 87V86H210ZM218 87V86H217ZM222 87V86H221ZM254 87V86H253ZM4 88H6V87H4ZM13 89H11V90H15L14 89V87H12ZM24 88V87H23ZM25 88H27L26 87V85H25ZM24 88V89H25ZM91 88H92V86H91ZM203 88V87H202ZM214 88V87H213ZM261 88V87H260ZM263 88V87H262ZM261 88V89H262ZM27 89H29V87L27 88ZM25 90V91H27V93H29L28 92V90ZM149 89V88H148ZM177 89V88H176ZM186 89V88H185ZM218 88H215V90H214V92H216V90H217ZM221 89V88H220ZM260 89V90H261ZM166 90V89H165ZM202 90V89H201ZM253 90H255V89H253ZM104 91V90H103ZM143 91H144V89H143ZM169 91V95H174L175 93H173V94H170V91H171V88L170 89H167L166 90V93H164V95L166 94V95H168L167 94V92ZM172 91H173V89H172ZM220 91V90H219ZM111 92H112V90H111ZM123 92V91H122ZM184 92V91H183ZM213 92V93H214ZM222 92V91H221ZM258 92L259 91H257V94H258ZM262 92H264V91H262ZM24 93V92H23ZM22 93V94H23ZM74 93V92H73ZM72 93V94H73ZM76 93V94H77ZM94 93V92H93ZM143 93V92H142ZM146 93V92H145ZM178 93V92H177ZM185 93H187V92H185ZM190 93V92H189ZM251 93V92H250ZM253 93V92H252ZM19 94V93H18ZM21 94V95H22ZM106 94V93H105ZM113 94H114V92H113ZM160 94V93H159ZM179 94V93H178ZM206 94V93H205ZM217 94V93H216ZM220 94V93H219ZM218 94V95H219ZM255 94V93H254ZM20 95V94H19ZM78 95H79V93H78ZM104 95V94H103ZM107 95V94H106ZM109 95V94H108ZM145 95V94H144ZM187 95V94H186ZM210 95V94H209ZM213 95V94H212ZM262 95V94H261ZM25 96H26V92H25ZM28 96V95H27ZM76 96V95H75ZM120 96V95H119ZM119 96H118V98H119ZM142 96V95H141ZM155 96V95H154ZM158 96V95H157ZM156 96V97H157ZM180 96V95H179ZM184 96V95H183ZM191 96V95H190ZM226 96V95H225ZM254 96V95H253ZM255 96H257V95H255ZM28 97H30V95L28 96ZM73 97H74V95H73ZM79 97H81L80 95H79ZM78 97V98H79ZM130 97V96H129ZM133 97V96H132ZM151 98L153 97V96H150ZM211 97V96H210ZM228 97V96H227ZM264 97V96H263ZM23 98H25L24 96H23ZM22 98V99H23ZM99 98V97H98ZM105 98V97H104ZM188 98V97H187ZM255 98V97H254ZM16 99H18V98H16ZM70 99V100H69ZM102 99V98H101ZM108 99V98H107ZM149 99V98H148ZM157 99V98H156ZM176 99V98H175ZM184 98L182 97V100H183ZM192 99H194V98H192ZM204 99V98H203ZM202 99V100H203ZM212 99V98H211ZM27 100H29L28 98H27ZM112 100H114L113 98H112ZM115 100H117L116 98H115ZM122 100V99H121ZM145 100H147V98L146 99H144V102H142V103H140V104H138L139 106H141V107H144V108H146V109H150L151 108V106H152V108H157L158 110H160L161 109V107H159V103H157V102H155L154 104L153 103H150V102H146ZM185 100V99H184ZM209 99H207V101H208ZM257 100V99H256ZM62 101H64L63 103H62ZM124 101V100H123ZM129 101V100H128ZM174 101V100H173ZM188 101H189V99H188ZM223 101V100H222ZM221 101V102H222ZM20 102V101H19ZM25 102H27V103H30V102H28V101H25ZM37 102H36V104H37ZM44 102H42V103H44ZM72 104L74 103V102H72V100L70 101ZM69 102V103H70ZM102 102H104V101H102ZM112 102V101H111ZM152 102V101H151ZM183 102H185V101H183ZM193 102V101H192ZM200 102V101H199ZM259 102V101H258ZM9 103H11L10 101H9ZM24 103V102H23ZM41 103V102H40ZM47 103V104H48ZM76 103V102H75ZM82 103V102H81ZM127 103H129V102H127ZM137 103H139V102H137ZM189 103V102H188ZM187 103V104H188ZM195 103V102H194ZM201 103V102H200ZM203 103V102H202ZM8 104V103H7ZM19 104V103H18ZM45 104H46V102H45ZM45 104H42L43 106L45 105ZM46 104V105H47ZM71 104V105H72ZM115 104V103H114ZM152 104V105H151ZM186 104V105H187ZM196 104V103H195ZM263 104V103H262ZM28 105V104H27ZM32 106L33 105H35L34 104V102H33V104H31ZM37 105H39V104H37ZM36 105V106H37ZM66 105V104H65ZM92 105V104H91ZM109 105H111V104H109ZM113 105V104H112ZM183 105V104H182ZM185 105V106H186ZM189 105V104H188ZM239 105V104H238ZM17 106V105H16ZM21 106H23V104H21ZM20 106V107H21ZM26 106V103H25V105L23 106V107H25ZM31 106V107H32ZM139 106H137V107H139ZM154 106V107H153ZM184 106V107H185ZM262 106H264V105H262ZM13 107H15V106H13ZM19 106H17V107H15V108H18ZM28 107H30V104L28 105ZM30 107V108H31ZM57 107H56V109H57ZM68 107V106H67ZM71 107V106H70ZM93 107V106H92ZM99 107V106H98ZM103 107V106H102ZM136 107V106H135ZM235 107V106H234ZM242 107V106H241ZM259 107V106H258ZM5 107H2V109H4ZM7 108V107H6ZM5 108V109H6ZM8 108H10V107H8ZM8 108H7V110H8ZM26 108V107H25ZM32 108H35L34 106L32 107ZM62 108V107H61ZM63 108H65L64 106H63ZM105 108L107 109V107L106 106H104V110H105ZM183 108V107H182ZM12 109V108H11ZM11 109H9V110H11ZM14 109V108H13ZM27 109V108H26ZM26 109H24V112L26 111ZM29 109V108H28ZM81 109V108H80ZM91 109V108H90ZM97 109V108H96ZM96 109L95 108H93V110H95L96 111ZM134 109V108H133ZM136 109V108H135ZM156 109V110H157ZM163 109V108H162ZM233 109H236V107L235 108H233ZM6 110V111H7ZM17 110V112L19 111V110H21L22 111V109L20 108L19 110L18 109H16ZM33 109H31V111H32ZM36 110H38V109H36ZM50 110H51V108H50ZM54 110V109H53ZM67 110V109H66ZM78 110V109H77ZM92 110V109H91ZM91 110H89V111H91ZM99 109H97V111H98ZM104 110L103 111H100V112H104ZM145 110V109H144ZM223 110V109H222ZM238 110V109H237ZM236 110V111H237ZM1 111V110H0ZM5 110H3L2 112L5 114V112H4ZM13 111L14 110H12V111H8V112H10L9 114L10 115H12L13 114ZM20 111V112H21ZM94 111V112H95ZM96 111V112H97ZM133 111V110H132ZM135 111V110H134ZM152 111H155V110H153L152 109ZM215 111V110H214ZM221 111V110H220ZM16 112V116H18L19 117V113L20 112H18L17 113ZM27 112H30V109H29V111L27 110ZM50 112H52V111H50ZM95 112V113H96ZM124 112V111H123ZM136 112V111H135ZM148 112V111H147ZM3 113H0V116L2 115L3 117L5 116L6 117V114L9 116V114L6 112V114L5 115H3ZM57 113V112H56ZM138 113V112H137ZM158 113V112H157ZM25 114V113H24ZM27 114V113H26ZM25 114V115H26ZM34 114H36V113H34ZM92 114L93 115H96V114H94L93 113V111H92ZM91 114V115H92ZM117 114H118V112H117ZM122 114V113H121ZM133 114V113H132ZM143 114V113H142ZM193 114H195V113H193ZM211 114V113H210ZM242 114V113H241ZM22 115H23V113L21 114V116H20V118L22 117ZM28 115V114H27ZM26 115V116H27ZM33 115V114H32ZM37 115H39V114H37ZM71 115V114H70ZM82 115V114H81ZM111 115V114H110ZM128 114H126L125 116H127ZM145 115V114H144ZM143 115V116H144ZM153 115V114H152ZM164 115V114H163ZM257 115V114H256ZM14 116V115H13ZM13 116H11V118L13 117ZM30 116H31V113H30ZM29 115H28V121L27 122H29L31 119V117H30ZM68 116V115H67ZM74 116L75 115H73V117L72 118H74ZM80 116V115H79ZM124 116V117H125ZM162 116V115H161ZM197 116V115H196ZM199 116V115H198ZM197 116V117H198ZM53 117V116H52ZM83 117V116H82ZM86 117H87V115H86ZM91 117V116H90ZM93 117V116H92ZM110 117H112V116H110ZM129 117V116H128ZM167 117H168V115H167ZM191 117V116H190ZM244 117V116H243ZM63 118V117H62ZM80 118V117H79ZM164 118V117H163ZM162 118V119H163ZM195 118V117H194ZM200 118V117H199ZM202 118V117H201ZM240 118V117H239ZM242 118V117H241ZM259 118V117H258ZM258 118H256V119H258ZM260 118H264V112H262L261 113V115H260ZM5 119L6 120H8L7 119V117L6 118H4V120L2 119V117H1V120H2V122H4L5 121ZM23 119H25V118H23ZM22 118L19 120V119H17V121L19 122V121H21V120H23ZM55 119V118H54ZM66 119H68V118H66ZM71 119V118H70ZM81 119V118H80ZM87 118H85V119H82V121H84V123H86L85 122V120H86ZM91 119V118H90ZM107 119V118H106ZM118 118H116V120H117ZM155 120V118H152V120ZM158 119V118H157ZM169 119V118H168ZM172 119H173V117H172ZM171 119V120H172ZM12 120H14V119H12ZM12 120H11V123H9V124H12ZM49 120V119H48ZM62 120V119H61ZM125 120V119H124ZM129 120V119H128ZM130 120H131V118H130ZM174 120V119H173ZM195 120V119H194ZM255 120V119H254ZM259 120H261V119H259ZM258 120V121H259ZM8 121H10V119L8 120ZM16 121V122H17ZM82 121H80L81 123V125H82ZM88 121V120H87ZM98 121V120H97ZM107 121V120H106ZM118 121V120H117ZM125 121H127V120H125ZM166 121V120H165ZM197 121V120H196ZM223 121V120H222ZM27 122H26V124H27ZM31 122H32V120H31ZM31 122H29V123H31ZM53 122V121H52ZM67 122H69V121H67ZM66 122V123H67ZM76 122V121H75ZM89 122V121H88ZM144 122L145 121H143V124H144ZM150 122H151V120H150ZM238 122H240L239 120H238ZM7 123V122H6ZM6 123H2L3 125L4 124H6ZM13 123H15V121L13 122ZM45 124H46V122H44ZM64 123V122H63ZM62 123V124H63ZM71 123V120H70V122H69V124ZM83 123V124H84ZM116 123V122H115ZM167 123V122H166ZM171 123V122H170ZM186 123V122H185ZM68 124V125H69ZM80 124H79V126H80ZM88 124V123H87ZM105 124V123H104ZM109 124H110V122H109ZM139 124V123H138ZM147 124V123H146ZM154 124V123H153ZM204 124V123H203ZM238 124V123H237ZM3 125H2V127H3ZM28 126H30L29 124H27ZM65 125V124H64ZM85 126H86V124H84ZM108 125V124H107ZM111 125V124H110ZM114 125V124H113ZM116 125V124H115ZM148 125V124H147ZM164 125H167V124H164ZM173 125V124H172ZM172 125H169V126H172ZM205 125V124H204ZM209 125V124H208ZM233 124H231L230 126L233 128V126H232ZM236 125V124H235ZM25 125H23V127H24ZM27 126V127H28ZM74 126V125H73ZM76 126H77V124H76ZM83 126V125H82ZM84 126V127H85ZM158 126V125H157ZM159 126H161V125H159ZM158 126V127H159ZM168 126V125H167ZM166 126V127H167ZM227 126V125H226ZM229 126V127H230ZM247 126V125H246ZM260 126V125H259ZM2 127H0V129L2 128ZM26 127V126H25ZM26 127V128H27ZM61 127V126H60ZM106 127L107 126H103L102 125V123L101 122H94V123H92L89 127H88V134H87V139H86V143L87 144H89L88 146H82V148H84V150H86L87 151V153H91V155L92 154H98V155H102L101 153H102V151H101V146H97V144H95V141H94V139L95 140H97V139H101V137L102 136H104V134H105V132H106ZM109 127V126H108ZM112 127H114V126H112ZM111 127V128H112ZM135 127V126H134ZM139 127V126H138ZM185 127V126H184ZM215 127V126H214ZM235 127V126H234ZM29 128H31V130H32V127H29ZM28 128V129H29ZM39 128V127H38ZM58 128V127H57ZM57 128H56V132H57ZM71 128V127H70ZM78 128V127H77ZM79 128H81V127H79ZM86 128V127H85ZM160 128V127H159ZM165 128V127H164ZM171 128V127H170ZM208 128V127H207ZM216 128V127H215ZM224 128V127H223ZM240 128V127H239ZM161 129V128H160ZM159 129V130H160ZM163 129V128H162ZM166 129V128H165ZM179 129H180V127H179ZM197 129V128H196ZM195 129V130H196ZM206 129V128H205ZM210 129V128H209ZM225 129V128H224ZM228 129H230V128H228ZM227 129V130H228ZM237 129V128H236ZM2 130V129H1ZM0 130V131H1ZM30 130V129H29ZM80 130V129H79ZM83 130V129H82ZM219 130H221V129H219ZM218 130V131H219ZM248 130V129H247ZM20 131L22 132V130H21V128H20ZM25 131H27V130H25ZM138 131V130H137ZM197 131V130H196ZM232 131H233V129H232ZM32 132V134H33V132L34 133H36L37 132V130L36 131H31ZM30 132V133H31ZM38 132H39V130H38ZM48 132V131H47ZM59 132H61V131H58V134H59ZM159 132V131H158ZM166 132V131H165ZM171 132V131H170ZM198 132V131H197ZM204 132V131H203ZM20 133V132H19ZM27 133H29V132H27ZM39 133H41V131L39 132ZM38 133V134H39ZM50 133V132H49ZM78 133V132H77ZM82 133H84V130H83V132L81 131V133H80V135H81V137H80V135H79V133H78V136L80 137V138H82L83 137V135H82ZM145 133V132H144ZM183 133V132H182ZM200 133H202V132H200ZM205 133H206V131H205ZM56 134V133H55ZM57 134V135H58ZM166 134H167V132H166ZM196 134V133H195ZM199 134V133H198ZM217 134V133H216ZM3 135V134H2ZM18 135V134H17ZM29 135V134H28ZM36 135H37V133H36ZM41 135H42V133H41ZM73 135V134H72ZM197 135V134H196ZM15 136V135H14ZM22 136H25L26 137V135H23L22 134ZM30 136L31 137H34L35 136V134H33V135H31L30 134ZM76 137H77V135H75ZM75 136H73L72 138L73 139H75L74 137ZM121 136V135H120ZM123 136H124V133H123ZM142 136H144V134L142 135ZM147 136V135H146ZM168 136V135H167ZM173 136V135H172ZM179 136H181V135H179ZM263 136V135H262ZM20 137V139L21 140H23L22 138H24V137H22L21 138V136H19ZM38 137H39V135L37 136V141H39L38 140ZM49 137H50V135H49ZM64 137V136H63ZM63 137H62V140H60V141H66L65 140V138L63 139ZM161 137V136H160ZM166 137V136H165ZM176 137V134L174 135V138ZM226 137H227V135H226ZM28 138H30V137H28ZM69 138V137H68ZM139 138V137H138ZM183 138H185V137H183ZM227 138H229V137H227ZM1 139V138H0ZM47 139V138H46ZM78 139V138H77ZM84 139V138H83ZM108 139V138H107ZM124 139H125V137H124ZM123 139V140H124ZM230 139V138H229ZM20 140V141H21ZM24 140H26L25 138H24ZM69 140V139H68ZM114 140V139H113ZM126 140V139H125ZM174 140V139H173ZM226 140V139H225ZM228 140V139H227ZM253 140V139H252ZM43 142H44V140H42ZM48 141V140H47ZM58 141V143H59V140H57ZM57 141L56 142H54V144H58L57 143ZM73 141V140H72ZM121 141V140H120ZM163 141V140H162ZM7 142V141H6ZM24 142H26V141H24ZM23 142V144H25ZM27 142H28V139H27ZM41 142V141H40ZM40 142H38V143H40ZM84 142V141H83ZM97 142V141H96ZM124 142V141H123ZM138 142V141H137ZM195 142V141H194ZM211 142V141H210ZM228 142V141H227ZM230 142V141H229ZM228 142V143H229ZM1 143H2V145H5V143L4 142H2L1 141ZM4 143V144H3ZM8 143V142H7ZM6 143V146L8 145ZM28 143H30L31 144V142L29 141ZM62 143V142H61ZM65 143V142H64ZM64 143H63V145H64ZM127 143V142H126ZM125 143V144H126ZM131 143V142H130ZM196 143V142H195ZM213 143V142H212ZM234 143V142H233ZM238 143V142H237ZM261 143H264V142H261ZM23 144H21V146L23 145ZM30 144H28L26 147H28ZM41 144H42V142H41ZM45 144V143H44ZM49 144V143H48ZM54 144H51L50 143V146L52 145H54ZM120 144H122L121 142H120ZM129 144V143H128ZM141 144V143H140ZM231 144V143H230ZM235 144V143H234ZM2 145H0V146H2ZM13 145V144H12ZM16 145H18L17 143H16ZM32 145V144H31ZM66 145V144H65ZM105 145V144H104ZM139 145V144H138ZM144 145V144H143ZM146 145H147V143H146ZM197 145H199V144H197ZM201 145V144H200ZM203 145V144H202ZM258 145V144H257ZM262 145V144H261ZM55 146V145H54ZM53 146V147H54ZM61 146V145H60ZM67 146V145H66ZM66 146H64V147H66ZM73 146H75V145H73ZM72 146V147H73ZM79 146V145H78ZM107 146V145H106ZM149 146V145H148ZM159 146H160V144H159ZM183 146H184V143H183ZM191 146V145H190ZM230 146H232V145H230ZM5 147V146H4ZM3 147V148H4ZM17 147V146H16ZM102 147H104V146H102ZM18 148V147H17ZM34 148H35V146H34ZM37 148V147H36ZM35 148V149H36ZM41 148V147H40ZM48 148V147H47ZM56 148H58V147H56ZM68 148H69V146H68ZM71 148V147H70ZM109 148V147H108ZM107 148V149H108ZM193 148V147H192ZM196 148H198V147H196ZM229 148V147H228ZM5 149L6 148H4V150L3 151H5ZM34 149V150H35ZM39 149V148H38ZM37 149V150H38ZM42 149L43 148H41V150L40 151H42ZM50 149H52V148H49V150ZM62 149V148H61ZM72 149V148H71ZM71 149H69V150H71ZM107 149L105 150V152L107 151ZM111 149V148H110ZM117 150H116V157H118L117 159L118 160H120V161H118V163L119 164H117V161H116V159H115V161H116V164L114 163V160H113V157H110V158H108V159H106L107 161H106V163H105V160L104 159H102L101 157H98V158H96L95 159V164H96V167L95 168H93V166H91L92 164H90V163H88V164H83V167L81 168V170H86L87 171V176L85 177V178H82V179H80L78 182L76 181V183H75V185H69V181L71 180V178H73V177H77V175H78V172L77 171H79L78 169L77 170H75V171H73V173H69V161H68V159L72 162V159H71V157H69V155L67 156V153H65V151L64 150H59V151H57V152H54L55 150H53V153L51 154V158H49L48 159V161H46V163H44V165H47L46 166V169H44V173H43V175L41 176V178H38V180L36 181V178L38 177V176H40V174L39 175H37V171L36 172H34V173H36L35 174V179H33L34 178V173H33V171H32V174L33 175H31L30 174V172H31V170H29V169H33V170H35L34 168H32L33 166H34V163H33V166L31 167V168H29L27 165H29L30 163H32L33 161V159H36L35 157H36V155L37 154H35L36 152L35 151H37V150H35V151H33V148L31 149L32 151H33V156L34 157H29L30 159H31V161L30 160H28L29 161V164H27V165H24L23 166V164H21V163H19V162H13V163H11V166H12V168H8V169H6L7 170V173H8V178L7 179H4V175H1L0 174V198L1 199H3V203L2 204H0V239H2V240H0V242L1 241H4L5 243L8 241L9 242V240H11V239H14L15 240V234L16 233H14V229H16V228H14L13 226H14V221L13 222H11L10 224H9V222H8V219L10 218V217H17V216H22L26 211H27V213H26V215H24V216H27L28 215V217L30 216L29 214H31V210H33V207H35L36 208V206L38 207V205H39V203L41 202L42 203V201H40V200H43V199H41V198H43V197H46L45 195L47 194L46 192V188H45V185H44V182H47L48 181V183H51L52 184V186H54V188H55V190H56V194L58 193V195H59V193L61 192V196H62V193H64V196H63V200H62V202H63V206L65 207V208H68V210L69 211H72L74 214L75 213H80V214H78L77 215V219H79V221H84V227H85V225H89V226H97V225H101V223L103 222V220H107V218L104 216V215H102V214H100V212L101 211H103V212H105V210L102 208V206L100 207V208H97L96 206H95V197H97V196H102V198L103 197H108V195L110 194V192H112V191H116V189H117V191L121 188V182L123 181V178L124 179H126L127 178V175H128V173H121V178H117V179H111V178H102V175H106L107 173H110L111 171V166L112 165H116V167L117 166H121V165H123L124 164V161H127L128 159L126 158V160H124V159H121V158H124V157H128L130 154H132L131 152L132 151H130L131 149L129 148V146H120V148L118 147V148H116ZM149 149H150V146H149ZM148 149V150H149ZM186 149V148H185ZM220 149V148H219ZM257 149V148H256ZM259 149V148H258ZM257 149V150H258ZM48 150V151H49ZM68 150V151H69ZM1 151H2V148H1ZM2 151V152H3ZM20 151V150H19ZM51 151V150H50ZM67 151V152H68ZM75 151V150H74ZM101 151V152H100ZM130 151V152H129ZM218 151V150H217ZM244 151H246V150H244ZM6 152V151H5ZM7 152H9V154H11L10 153V150L9 151H7ZM7 152L5 153V155L7 154ZM22 152V151H21ZM35 152V153H34ZM108 152V151H107ZM112 152V151H111ZM184 152V151H183ZM182 152V154H185L186 152H187V150L185 151V153H183ZM13 153V152H12ZM32 153V152H31ZM37 153H41V152H37ZM69 153H70V151H69ZM72 153H74L73 151H72ZM84 153V152H83ZM110 153V152H109ZM133 153H135V152H133ZM26 154V153H25ZM30 154V153H29ZM38 154V156H40L41 157V154L39 155ZM42 154H45V153H42ZM104 154V153H103ZM106 154V153H105ZM181 154V155H182ZM188 153H186L185 154V157H183V159H184V162L185 161H193V159H195V154L194 153H189L188 155H187ZM8 155V154H7ZM32 155H30V156H32ZM82 155V154H81ZM90 155V156H91ZM136 155V154H135ZM149 155H150V153H149ZM1 156V155H0ZM9 156H11V155H9ZM21 156H23V155H21ZM29 156V155H28ZM48 156V155H47ZM50 156V155H49ZM66 156L68 157V158H66ZM71 156V155H70ZM83 156V155H82ZM81 156V157H82ZM121 156V157H120ZM132 157H133V155H131ZM183 156V155H182ZM7 158H11V157H8V156H6ZM5 156H3V158L4 159H2V160H5V159H7ZM27 157V156H26ZM25 157V158H26ZM37 158V160L36 161H38V159H39V164L41 163V159L42 158ZM42 157H44V155H42ZM120 157V158H119ZM0 158H2V156L0 157ZM16 158V157H15ZM24 158V157H23ZM28 158V159H29ZM44 158H46V157H44ZM150 158V157H149ZM182 158V157H181ZM241 158V157H240ZM169 159V158H168ZM242 159V158H241ZM1 159H0V162L2 161ZM44 160V159H43ZM239 160V159H238ZM237 160V161H238ZM28 161H26V162H28ZM130 161V160H129ZM4 162V161H3ZM26 162H24V163H26ZM34 162H35V160H34ZM37 162V163H38ZM128 162V161H127ZM112 163V164H111ZM162 163V162H161ZM187 162H185V164H186ZM196 163V162H195ZM238 163V162H237ZM36 164V163H35ZM171 164V163H170ZM180 164V163H179ZM199 164V163H198ZM246 164V163H245ZM261 164V163H260ZM99 165H102V166H104V168L105 169H102V170H100L99 169ZM115 165L114 166H112V168L113 167H115ZM125 165V164H124ZM164 165H165V163H164ZM237 165V164H236ZM241 165V163L239 162V167H241L240 166ZM262 165V164H261ZM30 166H31V164H30ZM37 166V165H36ZM36 166H34V167H36ZM40 166V165H39ZM199 166V165H198ZM206 166V165H205ZM220 166V165H219ZM233 166V165H232ZM43 167V166H42ZM123 167V166H122ZM197 166H195L194 165V168H192L191 169V172H189L188 173V177L190 178V183L192 182V183H194V185L196 184V185H202V186H206V187H208V189L209 188H213V187H217V186H219L220 185V181H221V179L223 178V177H221V175H217L215 178H211V180H209L208 181V179H207V181L208 182H206V181H202V180H200V176H202V174H203V171L202 170H200L202 167L203 168H205L204 166H202L200 169L199 168H196ZM236 168H238L237 166H235ZM103 168V167H102ZM146 168V167H145ZM145 168H144V170H145ZM162 168H164L163 166H162ZM181 168V167H180ZM141 169H142V167H141ZM239 169V168H238ZM55 170H58V171H63V172H61V173H59V174H57V172L55 171ZM134 170V169H133ZM220 170V169H219ZM218 170V171H219ZM225 170V169H224ZM235 170V169H234ZM110 171V172H109ZM16 172L17 173H19V172H22V175H17L16 176ZM240 172V171H239ZM129 173H131V174H129V180H131L132 182H133V184H135L137 187L140 185H142L143 186V188L144 187H150V186H152L153 185V178H152V176H151V174L153 173H151V171H149V170H147V171H143L142 170V173L141 172H138V171H133V172H129ZM151 173V174H150ZM162 173H164L163 171H162ZM222 173V172H221ZM243 173V172H242ZM256 173V172H255ZM208 174V173H207ZM200 175V176H199ZM33 176V177H32ZM37 176V177H36ZM109 176V175H108ZM200 178H199V177ZM245 176V175H244ZM250 176H252V175H250ZM32 177V178H31ZM79 177V176H78ZM77 177V178H78ZM104 177V176H103ZM123 177V178H122ZM204 177H205V175H204ZM237 177H240L241 179H242V177L241 176H239V175H237ZM255 177V176H254ZM257 177V176H256ZM244 178V177H243ZM247 178V176H245V179ZM248 178H249V176H248ZM251 178V177H250ZM253 178V177H252ZM70 179V180H69ZM76 179V178H75ZM175 179V178H174ZM177 179V178H176ZM260 179V178H259ZM35 180V181H34ZM121 180V181H120ZM244 180V179H243ZM258 180V179H257ZM178 181V180H177ZM176 181V182H177ZM235 181V180H234ZM168 182V181H167ZM172 182V181H171ZM174 182H175V180H174ZM245 182V181H244ZM32 183V184H31ZM27 184V185H26ZM163 184H164V182H163ZM228 184H231V183H228ZM243 184V183H242ZM141 186V187H142ZM162 186V184L160 185V187ZM164 186V185H163ZM163 186L161 187L162 189H163ZM171 186V185H170ZM175 186V185H174ZM235 186H236V184H235ZM254 186V185H253ZM125 187V186H124ZM165 187V186H164ZM182 187V186H181ZM229 187V186H228ZM171 188V187H170ZM231 188V187H230ZM257 188H259V186L257 187ZM159 190V191H157V189H156V191L155 190H153L154 191V193H156V194H154V193H151V191L152 190H150V195L151 194H154L155 196L157 195V196H159L158 195V193L160 192V191H162V193L164 192V190H165V188H164V190ZM187 189H189V185L187 186ZM187 189L185 190V192L187 191ZM179 190V189H178ZM182 190L183 189H181V192H182ZM229 190V189H228ZM231 190V189H230ZM247 190V189H246ZM251 190V189H250ZM135 191V190H134ZM169 191V189L167 190V192ZM171 191V190H170ZM173 191V190H172ZM249 191V190H248ZM119 192V191H118ZM158 192V193H157ZM166 192V190H165V194L167 193ZM174 192V191H173ZM224 192H225V190H224ZM52 193V192H51ZM179 193H180V191H179ZM187 193V192H186ZM220 193V192H219ZM223 193V192H222ZM256 193V192H255ZM261 193V192H260ZM134 194H137V192L136 193H134ZM139 194V193H138ZM141 194V193H140ZM143 194V193H142ZM160 194V193H159ZM164 194V193H163ZM173 194V193H172ZM171 194V195H172ZM176 194V193H175ZM181 194V193H180ZM208 194V193H207ZM228 194V193H227ZM254 194V193H253ZM258 194H259V192H258ZM261 194H263V193H261ZM260 194V195H261ZM50 195V194H49ZM149 195V193H148V196H150ZM197 195H199V193L197 194ZM226 195V194H225ZM255 195V194H254ZM259 195V196H260ZM161 196H162V194H161ZM167 196V195H166ZM195 196V195H194ZM193 196V197H194ZM249 196V195H248ZM47 197H50V200H51V196H47ZM196 197V196H195ZM200 197V196H199ZM227 197V196H226ZM254 197V196H253ZM38 198H40V200H39V202H38ZM142 198V197H141ZM145 198H147V197H145ZM144 198V199H145ZM149 198V197H148ZM162 198V197H161ZM160 198V199H161ZM184 198V197H183ZM243 198V197H242ZM247 199H249L248 197H246ZM258 198V197H257ZM143 199V200H144ZM150 199V198H149ZM164 199V198H163ZM163 199H162V202H164L163 201ZM187 199V198H186ZM190 199V198H189ZM223 199V198H222ZM231 199V198H230ZM241 199V198H240ZM255 199V198H254ZM47 200V199H46ZM45 200V201H46ZM50 200L48 199V202L47 203H49L50 202ZM191 201H192V199H190ZM236 200H238V199H236ZM1 201V200H0ZM260 201V200H259ZM43 202H44V200H43ZM46 202H44V204L46 203ZM53 202V201H52ZM56 202V201H55ZM138 201H136V203H137ZM161 202V203H162ZM128 203V202H127ZM196 203V202H195ZM145 204V203H144ZM162 204H165V203H162ZM236 204V203H235ZM50 205V204H49ZM108 205V204H107ZM111 205V204H110ZM129 205V204H128ZM131 205V204H130ZM52 206V205H51ZM155 206V205H154ZM152 204H150V203H147V204H145L144 206H142V208H143V211H141V226L140 227H142L143 229H144V231H145V238L147 239V242H148V244L149 245H146V248H147V246H149L150 248L151 247H155V246H153L152 245V243H154L156 240H157V236H156V234L159 232V229H160V225H161V221H160V218H161V214H162V211L158 208H155ZM81 207L83 208V207H87V209L86 210H81ZM105 207V206H104ZM115 206H113V208H114ZM34 208V210H37L38 208H36L35 209ZM39 208H40V206H39ZM45 208V207H44ZM44 208H43V210H44ZM49 209V208H48ZM53 209V208H52ZM223 209V208H222ZM242 209V208H241ZM33 210V211H34ZM47 210V209H46ZM142 210V209H141ZM179 210V209H178ZM68 211V212H69ZM122 211V210H121ZM170 211H171V209H170ZM183 211V210H182ZM49 212V211H48ZM176 213L174 214V213H168L167 215H166V218L164 219V221H163V225H164V229L165 230H168V232H167V234H166V231H165V234H166V237H171V234H170V230H172V227H173V225H172V223L174 222V221H177V220H179L181 223L182 222H187V214L186 213H178V211H175ZM63 213V212H62ZM61 213V214H62ZM69 213H71V212H69ZM60 214V215H61ZM105 214V213H104ZM58 216V218L60 217V219H61V217L62 216ZM48 216V215H47ZM107 216H108V213H107ZM122 216V215H121ZM68 217V216H67ZM75 217V216H74ZM120 217V216H119ZM246 217V216H245ZM27 218V217H26ZM34 218H36L35 216H34ZM33 218V219H34ZM71 218V217H70ZM12 219V218H11ZM13 219H15V218H13ZM30 220L32 219L31 217L29 218ZM47 219V218H46ZM64 219V218H63ZM76 219V220H77ZM103 219V220H102ZM24 220V219H23ZM28 220V219H27ZM29 220V221H30ZM35 220V219H34ZM43 220H45V219H43ZM51 220V219H50ZM66 220H67V218H66ZM65 219H64V221H66ZM36 221V220H35ZM39 221V220H38ZM68 221V220H67ZM70 221V220H69ZM109 221V220H108ZM107 221V222H108ZM244 221V220H243ZM249 221V220H248ZM247 221V222H248ZM17 222V221H16ZM51 222V221H50ZM60 222V221H59ZM71 222V221H70ZM106 222V221H105ZM106 222V223H107ZM123 223H124V221H122ZM40 223V222H39ZM43 223H47V222H43ZM86 223V224H85ZM110 223V222H109ZM112 223V222H111ZM114 223V222H113ZM126 223V222H125ZM35 224V223H34ZM33 223H32V225H34ZM48 224V223H47ZM72 224V223H71ZM73 224H74V221H73ZM79 224H80V222H79ZM105 224V223H104ZM103 224V227L105 226ZM108 224V223H107ZM173 224H175V223H173ZM249 224V223H248ZM247 224V225H248ZM11 227H10V226ZM46 225V224H45ZM112 225V224H111ZM171 225H172V227H171ZM176 225V224H175ZM200 225V224H199ZM221 225H224L223 223L221 224ZM79 226V225H78ZM102 226V225H101ZM109 226V225H108ZM264 226V225H263ZM13 227V228H12ZM17 227V226H16ZM20 227V226H19ZM72 227V226H71ZM83 227V228H84ZM51 228V227H50ZM79 228V227H78ZM90 228V227H89ZM102 228V227H101ZM100 228V229H101ZM107 228V227H106ZM194 228V227H193ZM250 228V227H249ZM30 229V228H29ZM44 229V228H43ZM57 229V228H56ZM104 229V228H103ZM238 229V228H237ZM23 230V229H22ZM25 230V229H24ZM64 230V229H63ZM69 230V229H68ZM78 230V229H77ZM80 230H82V228L80 229ZM246 230H249V229H246ZM17 231V230H16ZM15 231V232H16ZM29 231V230H28ZM65 231H66V229H65ZM65 231H63V232H65ZM102 231H105V229L104 230H102ZM162 231V230H161ZM181 231H183V229L181 230ZM180 231V232H181ZM234 231V230H233ZM19 232V231H18ZM25 232V231H24ZM23 232V233H24ZM51 232V231H50ZM61 232L62 231H60V229L58 230H56L55 232H54V234H50L51 236H49V237H53L52 238V240H51V238H49L50 239V241H51V244L53 245V242H56V238L55 237H57L58 239H60L59 237L61 236ZM63 232H62V234H63ZM163 232V231H162ZM219 232V231H218ZM217 232V233H218ZM68 233V232H67ZM86 233V232H85ZM104 232H101V231H99L98 233H96L97 234V237H96V239L97 238H99V236L101 237V235H103V237L102 238H104V234H103ZM149 233H152V235L151 236H147V235H150ZM161 233V232H160ZM220 233H222V231L220 232ZM261 233V232H260ZM28 234V233H27ZM96 234H95V236H96ZM164 234V233H163ZM173 234V233H172ZM188 234V233H187ZM234 234V233H233ZM17 235V234H16ZM68 234H66V236H67ZM196 235V234H195ZM20 235H18V237H19ZM24 236H26V235H24ZM47 236V235H46ZM238 236V235H237ZM32 237V236H31ZM62 237V236H61ZM164 237V236H163ZM198 237V236H197ZM257 238H258V236H256ZM44 238V237H43ZM63 238H64V236H63ZM101 238V239H102ZM159 238V237H158ZM39 238H36V236L35 237H33V238H31V239H29L28 241H27V244H28V246H29V244H31V250H32V248H33V246L35 245V242L38 240ZM47 239V238H46ZM76 239V238H75ZM100 239V240H101ZM153 239V240H152ZM216 239V238H215ZM256 239V238H255ZM18 240V239H17ZM40 240V239H39ZM74 240V239H73ZM53 241V242H52ZM60 241V240H59ZM113 241V240H112ZM111 240H109V239H103V240H101V243H96L95 245H93L92 246V248H93V250H94V252L96 253V255H98L99 257H101V258H103V259H107L108 261H110V262H113V264H118V261L121 259V251L119 250V248H117V246H116V242L115 243H113ZM152 241H154V242H152ZM257 241V240H256ZM61 242V241H60ZM66 242V241H65ZM26 243V242H25ZM41 243V242H40ZM156 243V242H155ZM261 243V242H260ZM24 244V243H23ZM131 244V243H130ZM258 244V243H257ZM56 245V244H55ZM70 245V244H69ZM243 245V244H242ZM258 245H260V244H258ZM39 246H40V244H39ZM57 246H59V245H57ZM126 246H128V245H126ZM134 246H137V245H135L134 243H133V246H130V248L131 247H133L134 248ZM174 246H175V244H174ZM69 247V246H68ZM91 247V246H90ZM159 247V246H158ZM229 248H228V253H229V255H231V256H233V257H235V256H237V250H238V245L236 244V242H232V244L230 245V246H228ZM19 248V247H18ZM15 249L14 251H12L11 253H9V254H11V256L12 257H15L16 255H17V250H19V252H22V247H20L19 249ZM25 248V247H24ZM59 248V247H58ZM157 248V247H156ZM10 249V248H9ZM50 249V248H49ZM60 249V248H59ZM91 249V248H90ZM137 249H139V248H137ZM152 249V248H151ZM241 249V248H240ZM3 250V249H2ZM21 250V251H20ZM28 250V249H27ZM27 250H25L24 251V253H26L27 252V254H28V251ZM30 250V251H31ZM72 250H73V248H72ZM132 250H136V248L135 249H132ZM7 251V250H6ZM42 251H46V250H43L42 249ZM49 251V250H48ZM60 251V250H59ZM71 251V250H70ZM1 253H2V251H0ZM32 252V253H31ZM31 252H29V259L32 257V256H30V254L31 255H33V253H35V250H32ZM68 252V251H67ZM244 252V251H243ZM243 252H241V253H243ZM0 253V254H1ZM4 253H5V251H4ZM146 253V252H145ZM50 254V253H49ZM3 255V254H2ZM19 255V254H18ZM21 255V254H20ZM37 255L38 254H34V256L35 257H33V258H37ZM4 256V255H3ZM28 256V255H27ZM45 256V255H44ZM47 256V255H46ZM193 256V255H192ZM244 256V255H243ZM258 256V255H257ZM17 258H18V256H16ZM23 257H25V256H23ZM23 257H22V255H21V258H22V260H23ZM94 257H95V255H94ZM9 258H10V256H9ZM31 259L32 261L34 260V259ZM81 258V257H80ZM97 258V257H96ZM236 258V257H235ZM245 258V257H244ZM19 260H20V258H18ZM38 259V258H37ZM150 259V258H149ZM149 259H148V261H149ZM21 260V261H22ZM27 259L25 258V260H24V263H25V261H26ZM36 260V259H35ZM39 260V259H38ZM87 260V259H86ZM91 260V259H90ZM97 260V259H96ZM147 260V259H146ZM8 261H10L9 259L7 260V261H4V262H8ZM32 261H30L31 263H32ZM74 261V263H75V260H73ZM11 262V261H10ZM10 262L8 263V264H10ZM27 262H28V260H27ZM26 262V263H27ZM38 263H41V261L40 262H38ZM43 263V262H42ZM13 264V263H12ZM18 264V263H17ZM20 264H21V262H20ZM67 264H71V262H69V263H67ZM99 264V263H98ZM101 264H103V263H101ZM112 264V263H111ZM120 264V263H119Z\"/></svg>", "mask_w": 264, "mask_h": 264}]
</instances>
